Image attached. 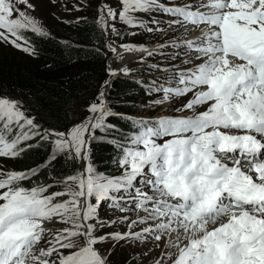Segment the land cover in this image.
I'll return each instance as SVG.
<instances>
[{
    "label": "rangeland",
    "instance_id": "374dc122",
    "mask_svg": "<svg viewBox=\"0 0 264 264\" xmlns=\"http://www.w3.org/2000/svg\"><path fill=\"white\" fill-rule=\"evenodd\" d=\"M179 7L194 9L196 13H190L188 18L183 12L178 16L174 11ZM91 9L99 14L100 23L111 35L110 48L119 46L139 50L136 56L120 55L115 60L110 56L109 67L120 75L144 65L151 73L155 71L150 78L160 82L155 86L161 94L154 95L153 99H161L163 103L150 109H140L135 116L145 119L168 116L167 124L180 118L181 124L169 127L168 132L162 135L142 139L127 168L113 178L101 174L89 154L93 131L105 117V114H100V106L67 131L43 128L54 142L56 152L70 151L74 154L82 167V179L58 183L54 190H63L51 197L62 202L58 205H49V196L36 201L25 191L0 188V240L4 246L0 252L4 259L9 255L8 262L3 264H111V259L115 260L112 253L116 256L124 254L129 263L135 264H202L195 243H199L209 226L207 228L204 223L192 225L189 231L193 230V234L188 236L183 233L189 229L187 227L176 230L172 222L165 225L167 218L164 212H187L193 203L189 191H179L174 186L183 160L171 145L181 142V134L192 130L187 120L192 113L203 116L219 110V100L211 97L206 86L191 81L182 83L178 76V73H189L198 60L199 52L196 44L199 39L191 40L190 45L185 41L190 39L191 33L199 30L190 33L183 21L197 19L199 13L210 14L211 10L195 6L191 0H0V46L31 55L32 52L21 49V46H31L19 37L18 30L29 28L32 21H36L42 32L57 37L61 25L85 17V12L93 15L89 13ZM13 13L17 15L13 16ZM123 22L128 24V31L122 33L131 38L121 41L124 38L121 35L118 43L114 36ZM189 58L192 60L188 61ZM205 59L207 55H204ZM212 65L216 71L219 62ZM201 71V76H205L212 74L213 69ZM234 72L235 75L242 73ZM188 85L195 86L198 91L189 90ZM0 98L1 116L16 121L25 119L26 114L20 110L21 104L15 97L0 95ZM182 109L188 111L179 116L176 112ZM24 124H29L27 119ZM191 135L186 134L187 137ZM202 145L207 148L205 150H210L216 144ZM159 153L162 158L157 157L158 167L151 170L149 162L155 160L152 158ZM4 159L7 158L0 154L1 166ZM244 174L249 177L248 173ZM186 195L191 199L185 203L183 198L186 200ZM219 209H222L220 205ZM231 211L223 208L221 213L214 215L220 217ZM29 218H36L44 225L17 234L16 241L9 240L10 228L17 221ZM28 236L31 240L25 242ZM194 237L198 241L192 246L189 239ZM212 243V239L203 241L204 245Z\"/></svg>",
    "mask_w": 264,
    "mask_h": 264
},
{
    "label": "bare ground",
    "instance_id": "6f19581e",
    "mask_svg": "<svg viewBox=\"0 0 264 264\" xmlns=\"http://www.w3.org/2000/svg\"><path fill=\"white\" fill-rule=\"evenodd\" d=\"M214 1L191 0L195 6L211 10L216 27L193 32L195 27L189 26L186 30L193 33L185 40L188 45L192 44V37L200 40L196 43L198 60L190 71L211 68L212 74L200 79L184 73L179 76L182 83L208 82L211 89L219 86V110L203 115L206 120L186 133L193 136L181 134L182 141L171 145L183 160L174 186L179 191L193 192L195 199L187 212H164L165 225L172 222L176 230L203 223L209 226V232L201 236L199 243H195V237L189 239L200 252L202 264H264V112L256 111L257 105L264 110V0ZM138 52L114 46L111 60L120 55L136 56ZM218 62L214 71L212 64ZM235 70L242 73L235 75ZM187 88L198 91L193 85ZM211 143L216 145L205 150L202 144ZM216 204L222 209L213 211ZM223 208L232 211L216 217L214 214L221 213ZM229 215L232 219L225 223ZM43 225L36 218L19 220L10 228V240ZM189 230L183 233L191 236L193 230ZM206 239L213 243L204 245Z\"/></svg>",
    "mask_w": 264,
    "mask_h": 264
},
{
    "label": "trees",
    "instance_id": "16d2710c",
    "mask_svg": "<svg viewBox=\"0 0 264 264\" xmlns=\"http://www.w3.org/2000/svg\"><path fill=\"white\" fill-rule=\"evenodd\" d=\"M89 13L93 15L85 12V17L61 25L57 37L25 28L18 30L19 37L34 49L31 55L0 46V95L17 98L21 109L35 118L30 125L24 124L25 119L16 121L0 115L4 119L0 142L8 157L0 165V188L25 191L38 199L60 193L63 189L54 190L58 183L81 180V165L74 154L56 152L54 142L43 128L70 129L89 115L86 105L93 100L99 86L97 78L103 77L111 55L110 33L94 9ZM127 26L123 22L114 36L118 43L131 38L122 33L128 31ZM121 35L124 38L120 41ZM153 73L140 65L125 75L109 77L114 82L101 88L102 104L105 101L108 104L102 113L103 122L93 131L89 149L93 165L105 177H115L125 170L139 141L149 133H160L162 123L169 120L135 116L140 109L163 103L161 99H153L161 94L150 78ZM56 96L66 102L67 113L61 107L55 115L51 114L50 97ZM59 202L53 199V204ZM114 255L111 264H135L129 263L124 254Z\"/></svg>",
    "mask_w": 264,
    "mask_h": 264
},
{
    "label": "snow or ice",
    "instance_id": "6c2138e0",
    "mask_svg": "<svg viewBox=\"0 0 264 264\" xmlns=\"http://www.w3.org/2000/svg\"><path fill=\"white\" fill-rule=\"evenodd\" d=\"M33 10L35 9V5H32ZM17 15L16 13H13V16ZM29 20L32 21V18L29 17ZM25 31H32L35 33H42V29L37 25L36 21H32V26L29 28H25ZM65 44L67 46H70L68 44V42H65ZM21 49L27 52H34V49L32 47H28V48H23L21 46ZM115 75H119V73L115 72L113 69H111L108 65L104 66V72H103V77L100 78L98 77V89L93 97V100L88 102V104L86 105V113H90L91 111H93L97 106L102 104L101 101V88H103L104 86H106L107 84L113 83L114 81L109 79V77L111 76H115ZM2 99V98H0ZM63 107L65 110V113H67L68 107L66 105L65 101H62V99L59 96L56 97H50V109H51V114L55 115L60 108ZM21 115L23 116V113L21 112ZM86 118V117H85ZM4 119H7L6 117ZM4 119H0V125H4ZM25 119H27V122L31 125L34 123L35 118H30V117H25ZM14 131V130H13ZM65 131H67V129H65ZM11 135V133H9Z\"/></svg>",
    "mask_w": 264,
    "mask_h": 264
}]
</instances>
